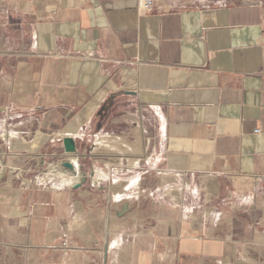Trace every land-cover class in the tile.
Wrapping results in <instances>:
<instances>
[{
	"label": "crops",
	"instance_id": "0c3cea01",
	"mask_svg": "<svg viewBox=\"0 0 264 264\" xmlns=\"http://www.w3.org/2000/svg\"><path fill=\"white\" fill-rule=\"evenodd\" d=\"M178 186L251 201L237 227H264V0H0V247L176 264L206 227Z\"/></svg>",
	"mask_w": 264,
	"mask_h": 264
},
{
	"label": "rangeland",
	"instance_id": "374dc122",
	"mask_svg": "<svg viewBox=\"0 0 264 264\" xmlns=\"http://www.w3.org/2000/svg\"><path fill=\"white\" fill-rule=\"evenodd\" d=\"M234 0H197L198 4L203 2H230ZM53 178L57 186L67 184L66 173L58 169H43L41 173H37L40 180L44 181L46 174ZM103 174H108L105 170H100ZM72 179L76 178L74 173H69ZM173 177L164 174L163 180L165 189L172 192V188L168 182ZM178 178V177H177ZM179 180L184 183L188 181L186 177H181ZM196 181V185L203 188L208 187V181L202 179ZM150 188L156 187V178L154 177ZM250 184L256 185L255 181ZM246 183L238 182L235 184L233 191L237 188H243ZM181 187V186H180ZM184 188V185L182 186ZM199 188V187H198ZM192 189H187L188 192L184 193L183 189L177 191V196L181 198L186 194L187 201L196 212V220L198 224H206V227H197V232L192 233L194 237L186 236L183 239L195 240L194 250L197 251L195 255L183 256L176 264H264V227H237V225L252 224L254 217L252 214L253 203H243V199H238L236 195L226 196L225 192L220 193L218 197H214L213 191L205 197L204 191L200 189L199 194L195 197L191 192ZM151 192V191H150ZM214 197V198H213ZM257 207L264 208V199L255 201ZM151 211V210H149ZM262 218H264L262 216ZM258 222V221H257ZM264 223V219L261 221ZM61 256L59 255L58 258ZM50 259V256L42 254L40 251L32 250V264H45ZM22 249L12 250L10 248L0 247V264H25L22 261Z\"/></svg>",
	"mask_w": 264,
	"mask_h": 264
},
{
	"label": "water",
	"instance_id": "95a60500",
	"mask_svg": "<svg viewBox=\"0 0 264 264\" xmlns=\"http://www.w3.org/2000/svg\"><path fill=\"white\" fill-rule=\"evenodd\" d=\"M134 93V92H131ZM63 143H64V149L67 153H77L78 148L76 146V141L72 136H66L63 138ZM63 167L66 168L68 171L74 173L75 175H78V171L74 163L71 161H65L63 163ZM88 181V176L85 174L80 175L79 180L77 183H75L73 186L75 188H79L82 185L86 184Z\"/></svg>",
	"mask_w": 264,
	"mask_h": 264
},
{
	"label": "built area",
	"instance_id": "2783aa9c",
	"mask_svg": "<svg viewBox=\"0 0 264 264\" xmlns=\"http://www.w3.org/2000/svg\"><path fill=\"white\" fill-rule=\"evenodd\" d=\"M140 2V5H141V8L144 10V11H151L154 7V2L155 0H139ZM255 132H259L260 129L257 128L254 130ZM64 245H66V243H64Z\"/></svg>",
	"mask_w": 264,
	"mask_h": 264
}]
</instances>
